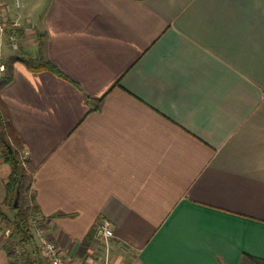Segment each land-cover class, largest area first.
Returning a JSON list of instances; mask_svg holds the SVG:
<instances>
[{
  "label": "crops",
  "instance_id": "1",
  "mask_svg": "<svg viewBox=\"0 0 264 264\" xmlns=\"http://www.w3.org/2000/svg\"><path fill=\"white\" fill-rule=\"evenodd\" d=\"M2 1L23 33L0 61L43 34L68 78L14 61L0 88L66 256L101 263L105 218L114 263L264 260V0ZM9 174L0 158V202Z\"/></svg>",
  "mask_w": 264,
  "mask_h": 264
},
{
  "label": "trees",
  "instance_id": "2",
  "mask_svg": "<svg viewBox=\"0 0 264 264\" xmlns=\"http://www.w3.org/2000/svg\"><path fill=\"white\" fill-rule=\"evenodd\" d=\"M9 25L10 24L8 23V28L4 36H7L8 33L13 31L12 28H9ZM13 32L15 33L17 40L23 33L21 29H15ZM44 39L45 36L43 34H37L40 52L38 57L32 58L21 52H15L8 56L5 60L0 61V65L3 66L2 71H0V88L11 80L12 63L14 61H20L23 63L29 71L37 72L47 70L60 77L68 79L52 62L44 59L41 54ZM85 99L89 100L86 96ZM100 102V100H96L95 106L97 108L99 107ZM0 158L10 167V174L4 183L6 193L5 200L0 202V225L3 227L0 228V232L3 233L4 231H7L9 233L7 236L9 241L8 243L12 246V248L15 246L18 248V254L14 255V260H17L20 264H44L38 255L37 249L35 248L30 224L31 217L40 215L39 209L32 199L31 182L33 177V168L29 160L23 156L22 142L11 127L1 103ZM26 164L28 166H26ZM17 192L18 203L14 208L13 202L16 198ZM90 243V238L85 237L80 243L79 251H85ZM249 259L255 264H264V260L262 259L254 257H249Z\"/></svg>",
  "mask_w": 264,
  "mask_h": 264
},
{
  "label": "built area",
  "instance_id": "3",
  "mask_svg": "<svg viewBox=\"0 0 264 264\" xmlns=\"http://www.w3.org/2000/svg\"><path fill=\"white\" fill-rule=\"evenodd\" d=\"M15 5L19 6V0H15ZM10 10V5L8 3L0 0V36L4 38L11 49L16 51L18 49L17 37L13 31L5 35L8 28L7 24V13ZM14 25L10 24L9 28H13ZM3 66L0 65V71H2ZM30 224L32 228V234L34 238L35 248L38 251L39 256L44 260L46 264H92L91 259L89 261L81 262L74 260L66 256L58 243L50 236L48 233V226L46 225L42 216H33L30 218ZM113 237V231L111 223L103 218L95 228V232L92 239V247H98L104 253V258L100 260L99 264H133V263H114L108 258L110 251V241ZM13 254H18V248L15 246L12 248ZM11 260V259H10ZM10 264H20L17 260L10 261Z\"/></svg>",
  "mask_w": 264,
  "mask_h": 264
},
{
  "label": "rangeland",
  "instance_id": "4",
  "mask_svg": "<svg viewBox=\"0 0 264 264\" xmlns=\"http://www.w3.org/2000/svg\"><path fill=\"white\" fill-rule=\"evenodd\" d=\"M3 37V36H2ZM2 37L0 36V46L3 47V52H7L10 48L9 44L7 43V41H5L4 39H2ZM1 53V52H0ZM23 156L24 158H27V155L25 153H23ZM27 160V159H26ZM26 166H28L26 164ZM29 193V192H28ZM17 202H16V206H17V203H18V199H16ZM0 228H3L1 225H0ZM8 232L7 231H4L3 233L0 232V242L6 247L7 251L9 252V255L11 256L10 259L11 261L14 259V255L12 253V246L8 243V239H7V236H8ZM17 255V254H16ZM39 255V254H38ZM40 257V256H39ZM41 258V257H40ZM42 259V258H41ZM42 261L44 262V260L42 259ZM44 264H46L44 262ZM250 264H255V263H250Z\"/></svg>",
  "mask_w": 264,
  "mask_h": 264
},
{
  "label": "water",
  "instance_id": "5",
  "mask_svg": "<svg viewBox=\"0 0 264 264\" xmlns=\"http://www.w3.org/2000/svg\"><path fill=\"white\" fill-rule=\"evenodd\" d=\"M17 196H18V192L16 193V198L14 199V202H13V207L15 208L16 207V202H17Z\"/></svg>",
  "mask_w": 264,
  "mask_h": 264
}]
</instances>
